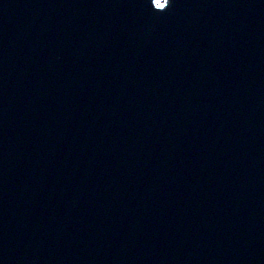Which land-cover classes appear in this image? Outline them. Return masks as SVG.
<instances>
[{
    "label": "water",
    "instance_id": "obj_1",
    "mask_svg": "<svg viewBox=\"0 0 264 264\" xmlns=\"http://www.w3.org/2000/svg\"><path fill=\"white\" fill-rule=\"evenodd\" d=\"M0 264H264V0H0Z\"/></svg>",
    "mask_w": 264,
    "mask_h": 264
},
{
    "label": "snow or ice",
    "instance_id": "obj_2",
    "mask_svg": "<svg viewBox=\"0 0 264 264\" xmlns=\"http://www.w3.org/2000/svg\"><path fill=\"white\" fill-rule=\"evenodd\" d=\"M159 2V0H157V3Z\"/></svg>",
    "mask_w": 264,
    "mask_h": 264
}]
</instances>
